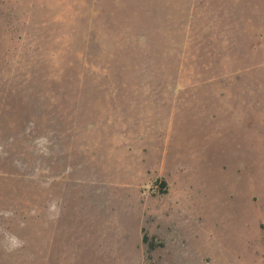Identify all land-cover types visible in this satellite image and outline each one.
<instances>
[{"label": "rangeland", "instance_id": "1", "mask_svg": "<svg viewBox=\"0 0 264 264\" xmlns=\"http://www.w3.org/2000/svg\"><path fill=\"white\" fill-rule=\"evenodd\" d=\"M0 264H264V0H0Z\"/></svg>", "mask_w": 264, "mask_h": 264}, {"label": "clouds", "instance_id": "2", "mask_svg": "<svg viewBox=\"0 0 264 264\" xmlns=\"http://www.w3.org/2000/svg\"><path fill=\"white\" fill-rule=\"evenodd\" d=\"M13 242H14V244H17V245H18V243H19L18 241H15V240H14Z\"/></svg>", "mask_w": 264, "mask_h": 264}]
</instances>
